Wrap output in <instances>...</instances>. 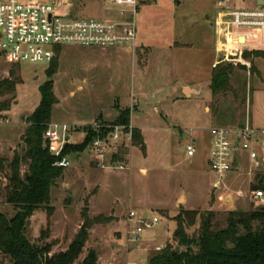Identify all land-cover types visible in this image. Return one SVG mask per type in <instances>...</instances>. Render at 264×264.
I'll use <instances>...</instances> for the list:
<instances>
[{
  "label": "rangeland",
  "instance_id": "374dc122",
  "mask_svg": "<svg viewBox=\"0 0 264 264\" xmlns=\"http://www.w3.org/2000/svg\"><path fill=\"white\" fill-rule=\"evenodd\" d=\"M51 1L61 3L71 17L110 18L118 9L113 3L106 7L108 0ZM237 6L244 8L252 3ZM216 9L215 0H139L138 43L149 47L140 46L135 53L127 48L58 47V70L53 77L58 103L51 123L78 126L98 120L113 122L119 110L129 109L130 121L143 127L146 151L134 146L126 171L103 169L86 153L74 155L73 165L64 170L51 190L53 214L49 216L44 207L29 220L27 236L32 244H52V254L66 251L84 222L86 210L98 222L90 230L79 261L95 250L101 264L149 263L160 252L158 246H177L173 240L174 217L181 209L176 212L175 199L182 191L190 199L188 208L203 213L213 208L219 228L226 226L229 211L256 208L250 200L234 198L229 207L215 200L218 192L208 158L212 131L242 125L248 119L255 127L264 128V52L246 59L248 65L232 58L219 59L214 30ZM218 59L217 66L228 63L234 67L233 91L206 102L211 95L212 65ZM48 66L20 65L0 56V78H7L14 70L22 79L11 110L0 112V158L6 164L15 152L24 154L26 118L40 103L39 87L47 81ZM183 83L204 85L205 94L191 102L183 101ZM193 138L197 140V154L189 161L184 155ZM81 140L76 133L73 141ZM26 170L24 163L22 174ZM201 171L206 173L205 185L197 177ZM245 181L238 175L228 184L241 189ZM7 184L0 171V211L10 218L16 211L6 202ZM134 209L144 211L146 218L159 217L160 223L146 231L142 250L131 249L129 253L124 246V226ZM198 228V223L189 228V235ZM0 264L12 261L0 253Z\"/></svg>",
  "mask_w": 264,
  "mask_h": 264
},
{
  "label": "built area",
  "instance_id": "2783aa9c",
  "mask_svg": "<svg viewBox=\"0 0 264 264\" xmlns=\"http://www.w3.org/2000/svg\"><path fill=\"white\" fill-rule=\"evenodd\" d=\"M112 3L118 7L114 8V17L85 18L69 16L61 3L51 0H0V56L20 65H49L60 46L127 48L135 53L139 47V0H108L106 7ZM240 3L252 6L240 8ZM215 4L214 30L220 58L248 65L244 53L264 52V0H215ZM135 129L132 121L119 124L98 120L78 126L50 123L44 137L59 168L72 166L73 156L64 153L66 146L83 143L91 133L93 139L83 153L103 169L126 171L135 146ZM212 132L209 166L215 176L216 202L229 207L237 198L250 200L256 208L264 207V190L251 188L258 177L264 183V129L255 127L248 119L242 125L218 127ZM76 133L82 136L79 143L73 141ZM195 154L194 143H189L187 158ZM232 174L247 178L244 188L229 186ZM159 223L157 216L146 218L131 210L124 226L126 250H142L144 234ZM163 248L158 246L156 250ZM127 264L148 263L142 260Z\"/></svg>",
  "mask_w": 264,
  "mask_h": 264
},
{
  "label": "trees",
  "instance_id": "16d2710c",
  "mask_svg": "<svg viewBox=\"0 0 264 264\" xmlns=\"http://www.w3.org/2000/svg\"><path fill=\"white\" fill-rule=\"evenodd\" d=\"M263 52H246L245 59ZM58 47L56 56L46 69L47 81L39 87L40 103L26 118L28 127L23 135L25 151L23 155L15 152L13 159L6 164L0 158V171L4 173L8 184L5 186L6 202L15 209L8 217L0 211V253L9 257L12 264H101L95 250H90L79 261L90 236V230L98 219H91L83 212L84 222L66 251L52 254V244L44 247L32 244L27 236L29 220L41 208L49 210L51 190L63 176L64 168L56 166L57 158L51 152L44 137L52 122L53 108L58 103L54 93L53 77L58 70ZM254 71V67H253ZM234 74L232 64H220L212 72L211 91L213 97L232 92L231 79ZM22 79L14 70L7 78H0V112L10 111L15 100L18 85ZM114 123L128 124L129 109L119 110ZM93 134H88L80 144H70L64 153L72 156L85 152ZM134 144L144 152L146 146L140 130L134 131ZM118 158V156H116ZM27 170L22 174V165ZM9 173H6V170ZM252 189H263L264 183L257 178ZM216 213L213 208L206 212L182 209L174 217L176 229L173 240L180 247L167 245L154 254L148 264H264V207L248 211H229L226 226L219 228L215 224ZM199 224L198 231L189 235V228Z\"/></svg>",
  "mask_w": 264,
  "mask_h": 264
},
{
  "label": "crops",
  "instance_id": "0c3cea01",
  "mask_svg": "<svg viewBox=\"0 0 264 264\" xmlns=\"http://www.w3.org/2000/svg\"><path fill=\"white\" fill-rule=\"evenodd\" d=\"M180 4V3H179ZM215 19H216V17H215ZM216 39V38H215ZM139 45V47L140 46H144V47H149V46H145V45H140V43H138ZM181 44H183V43H181ZM183 45H185V44H183ZM215 46H216V40H215ZM182 48H184V47H182ZM182 48H178V49H182ZM174 49H177V48H174ZM216 52H217V49H216ZM217 54H218V52H217ZM218 58L220 59V56H219V54H218ZM218 59V60H219ZM218 60H216L214 63H213V65L218 61ZM213 65H212V67H213ZM205 89H206V86H200V87H196V86H193V85H190V84H188V83H183L181 86H180V93H181V99L183 100V101H189V102H191V101H193V99H194V97H201V96H203L204 94H205ZM211 89V88H210ZM212 100H213V94H212V91H211V95L209 94L208 95V97H207V99H206V102H212ZM205 110H206V108H205ZM133 114V113H132ZM132 116V115H131ZM132 122H133V120H132ZM133 124L135 125V127L137 128V129H140L141 130V133H142V136H143V138H144V142H145V134H144V132H143V127L141 126V125H139V124H136L135 122H133ZM257 128H261V129H264V128H262V127H257ZM182 133V132H181ZM180 141L181 142H183L184 141V138L183 137H181L180 138ZM194 143V146H195V149H196V154H197V148H196V142H197V140L195 139V138H193V140H190V142L189 143ZM188 143V144H189ZM187 144V145H188ZM145 146H146V144H145ZM186 153V152H185ZM209 153H210V151H209ZM196 154H195V156H196ZM194 156V157H195ZM208 156H209V154H208ZM184 157H185V159H188L189 161H191V159H189V158H187V156H186V154L184 155ZM193 157V158H194ZM209 158V157H208ZM73 158H72V165H73ZM78 160H80V158L78 159ZM68 169V168H67ZM140 171L141 172H143V171H145V174L147 173V169L146 168H141L140 169ZM205 174L206 173H204V172H200L198 175H197V177H198V179L200 180V182H201V184H203V185H205V183H203V181H204V177H205ZM235 176H238L237 174H232V177L230 178V179H232V178H234ZM240 176V175H239ZM241 177H245V176H243V175H241ZM246 178V177H245ZM246 183H247V178H246V181H245ZM246 185V184H245ZM206 188V187H205ZM182 201V202H181ZM175 203H176V206H175V210H176V212H177V210L178 209H185V210H196L197 208H192V207H187V205L188 204H190V199L188 198V196L182 191L181 193H179L178 194V196L176 197V199H175ZM182 207V208H181ZM136 212H138L141 216H143V217H145L144 216V211H140V209L139 210H137V209H134ZM167 210V209H166ZM168 211V210H167ZM163 247H165V246H163Z\"/></svg>",
  "mask_w": 264,
  "mask_h": 264
},
{
  "label": "water",
  "instance_id": "95a60500",
  "mask_svg": "<svg viewBox=\"0 0 264 264\" xmlns=\"http://www.w3.org/2000/svg\"><path fill=\"white\" fill-rule=\"evenodd\" d=\"M179 3H180V2H178V4H179ZM230 201H231V200L228 199V202H230ZM177 250L180 251V247L177 246Z\"/></svg>",
  "mask_w": 264,
  "mask_h": 264
}]
</instances>
